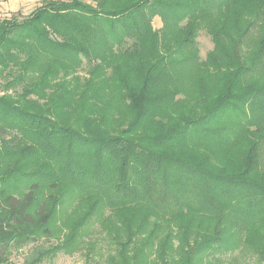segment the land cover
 <instances>
[{"label": "trees", "instance_id": "trees-1", "mask_svg": "<svg viewBox=\"0 0 264 264\" xmlns=\"http://www.w3.org/2000/svg\"><path fill=\"white\" fill-rule=\"evenodd\" d=\"M0 50L22 71L43 55L44 77L116 57L132 116L109 136L39 109L34 86L0 96V264L64 229L77 251L94 225L104 264H264V0H50L0 21Z\"/></svg>", "mask_w": 264, "mask_h": 264}, {"label": "rangeland", "instance_id": "rangeland-1", "mask_svg": "<svg viewBox=\"0 0 264 264\" xmlns=\"http://www.w3.org/2000/svg\"><path fill=\"white\" fill-rule=\"evenodd\" d=\"M45 1L50 0H2L0 21L4 19L22 21ZM98 1L100 0H80L92 6H96ZM152 26L155 30H159L162 26L160 19L154 18ZM197 44L199 57L204 60L206 53L212 50L213 44L203 31L198 34ZM0 54H3V51L0 50ZM35 60L36 62L26 66L25 71L21 70L20 65L0 64V96L8 94L13 100H18L26 89L34 86V92L26 96V100L34 102L42 111L52 109L51 116L63 115V121L67 124L76 123L79 129L84 130L85 124L92 120L95 122L93 128L109 136H115L121 129L127 127L132 116L124 99L126 91L117 89L113 75V69L118 64L116 57L107 58L104 72L101 74H93L87 66V61L81 58V65L77 69L53 66L57 72L45 77L42 66L46 64V57L39 55ZM42 78L44 80L41 83ZM132 84L133 81L130 85ZM51 101L58 105H68L71 109L58 110ZM66 209L67 213H70L72 207L67 206ZM100 230L98 225H94L86 234L80 233L78 250L70 253L60 248L67 233L64 229L61 233H55L53 237L41 238L36 244H28L12 251L7 264H28L33 261L35 263L41 255L40 261L36 264H104L108 247L102 240L103 235L98 234ZM91 243H94L92 250L88 248ZM56 248L59 249L54 250ZM226 258L237 259L238 255L235 253ZM237 264H254V262L252 259H245L238 261Z\"/></svg>", "mask_w": 264, "mask_h": 264}]
</instances>
